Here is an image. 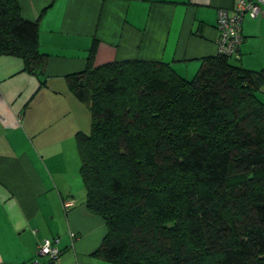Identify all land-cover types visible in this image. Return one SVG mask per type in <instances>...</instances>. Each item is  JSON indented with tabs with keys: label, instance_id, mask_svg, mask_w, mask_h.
Masks as SVG:
<instances>
[{
	"label": "trees",
	"instance_id": "1",
	"mask_svg": "<svg viewBox=\"0 0 264 264\" xmlns=\"http://www.w3.org/2000/svg\"><path fill=\"white\" fill-rule=\"evenodd\" d=\"M39 20L0 0V55L46 82ZM68 88L91 113L75 133L86 204L106 233L93 255L116 264H264V68L203 57L191 77L152 59L94 64ZM237 52V51H236Z\"/></svg>",
	"mask_w": 264,
	"mask_h": 264
},
{
	"label": "crops",
	"instance_id": "2",
	"mask_svg": "<svg viewBox=\"0 0 264 264\" xmlns=\"http://www.w3.org/2000/svg\"><path fill=\"white\" fill-rule=\"evenodd\" d=\"M39 20V47L49 54L46 82L0 55V264H27L45 239L59 264H116L93 255L106 224L86 204L75 133L88 131V106L65 75L81 70L96 39L94 64L152 59L191 77L219 51V8L239 0H19ZM234 62L264 68V5L244 12ZM264 102V84L257 91ZM72 199L65 207L64 202Z\"/></svg>",
	"mask_w": 264,
	"mask_h": 264
},
{
	"label": "built area",
	"instance_id": "3",
	"mask_svg": "<svg viewBox=\"0 0 264 264\" xmlns=\"http://www.w3.org/2000/svg\"><path fill=\"white\" fill-rule=\"evenodd\" d=\"M264 0H239L234 12L219 8L216 18V29L218 31L219 51L226 54H235L242 40L241 19L244 12L257 14ZM72 204V199L64 202L67 207ZM61 250L54 240L45 238L37 247V256L27 264H59Z\"/></svg>",
	"mask_w": 264,
	"mask_h": 264
},
{
	"label": "rangeland",
	"instance_id": "4",
	"mask_svg": "<svg viewBox=\"0 0 264 264\" xmlns=\"http://www.w3.org/2000/svg\"><path fill=\"white\" fill-rule=\"evenodd\" d=\"M232 61H234V59H233V57L231 56V58H230ZM88 112H89V115H90V120H91V113H90V109H89V107H88Z\"/></svg>",
	"mask_w": 264,
	"mask_h": 264
}]
</instances>
